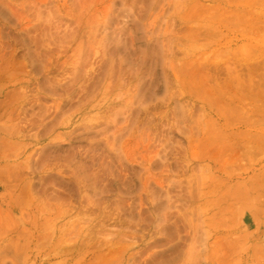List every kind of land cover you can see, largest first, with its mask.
I'll list each match as a JSON object with an SVG mask.
<instances>
[{
  "label": "rangeland",
  "instance_id": "rangeland-1",
  "mask_svg": "<svg viewBox=\"0 0 264 264\" xmlns=\"http://www.w3.org/2000/svg\"><path fill=\"white\" fill-rule=\"evenodd\" d=\"M263 66L264 0H0V264H264Z\"/></svg>",
  "mask_w": 264,
  "mask_h": 264
},
{
  "label": "bare ground",
  "instance_id": "bare-ground-1",
  "mask_svg": "<svg viewBox=\"0 0 264 264\" xmlns=\"http://www.w3.org/2000/svg\"><path fill=\"white\" fill-rule=\"evenodd\" d=\"M253 5H254V4H253ZM260 6H261V5H260ZM252 7H253V6H252ZM260 8H261V7H260ZM247 14H249V13H247ZM261 14H262V13H261ZM255 15H256V14H255ZM257 16H259V14H258ZM255 17H256V16H255ZM245 22H246V21H245ZM260 22H261V21H260ZM250 26H251V25H250ZM261 27H262V26H261ZM260 29H261V28H260ZM245 32H246V31H245ZM255 32H256V31H255ZM261 33H262V32H261ZM227 57H228V56H227ZM239 58H240V57H239ZM225 59H226V58H225ZM246 60H247V59H246ZM230 62H231V61H230ZM259 64H260V63H259ZM248 65H249V64H248ZM259 66H260V65H259ZM263 67H264V66H263ZM248 68H249V67H248ZM259 68H260V67H259ZM232 69H233V68H232ZM260 69H262V68H260ZM258 71H259V69H258ZM232 73H233V72H232ZM241 77H242V76H241ZM243 78H244V77H243ZM260 80H261V79H260ZM242 81H243V80H242ZM251 82H252V80H251ZM257 82H259V81L257 80ZM245 83H246V82H245ZM248 83H249V82H248ZM262 83L264 84L263 81H262ZM263 84H259V85H257V86H261V85H263ZM255 85H256V84H255ZM244 87H245V86H244ZM240 88H241V86H240ZM257 88H260V87H257ZM248 89H249V88H248ZM263 89H264V87L262 86V88H260V91L262 90L261 92H264ZM247 91H248V90H247ZM256 91H257V90H256ZM258 91H259V90H258ZM258 91H257V93H255V92H254V93H255V94H258ZM239 93H240V92H239ZM241 94H242V93H241ZM245 94H247V93H245ZM245 94H244V95H245ZM258 95H259V94H258ZM261 95H262V94H261ZM249 96H250V95H249ZM253 96H254V95H253ZM256 96H257V95H256ZM256 96H255L254 98H257V97H258V96H257V97H256ZM245 97H246V96H245ZM251 97H252V96H251ZM259 99H260V97H259ZM262 104H264V103H262ZM262 104H261V105H262ZM251 107H252V106H251ZM256 110H257V109H256ZM226 116H227V115H226ZM238 117H239V116H238ZM234 119H235V118H234ZM242 136H243V135H242ZM246 137H247V136H246ZM255 139H256V138H255ZM250 147H251V146H250ZM226 148H227V147H226ZM217 151H218V150H217ZM251 151H252V150H251ZM233 152H234V151H233ZM226 155H227V154H226ZM225 157H226V156H225Z\"/></svg>",
  "mask_w": 264,
  "mask_h": 264
}]
</instances>
